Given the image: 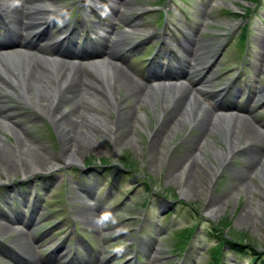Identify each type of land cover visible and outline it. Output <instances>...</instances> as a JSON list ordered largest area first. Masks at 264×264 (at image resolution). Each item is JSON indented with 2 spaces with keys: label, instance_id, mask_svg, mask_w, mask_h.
<instances>
[{
  "label": "rangeland",
  "instance_id": "rangeland-1",
  "mask_svg": "<svg viewBox=\"0 0 264 264\" xmlns=\"http://www.w3.org/2000/svg\"><path fill=\"white\" fill-rule=\"evenodd\" d=\"M106 1L110 7H119L123 13L120 20L104 4L105 0H52L56 9L50 8L53 14L40 28L41 38L29 53L33 55L37 48L48 47L69 28L72 33L67 41L72 45H68V50L73 51L84 39L93 41L94 29L123 51L113 63L128 69L136 81L146 80L155 88L158 99L166 101L170 97L168 89L160 91L163 86L183 84L190 89L199 88L204 93L197 96L198 100L203 106L211 104L216 114L228 106L242 110L243 113L233 115L239 117L232 120L237 130L253 132L256 127L264 133V0ZM108 19L112 24H108ZM245 27L248 34L244 49L238 34ZM4 30L0 35H4ZM116 34H123L125 46L116 40ZM9 35L1 38L4 43L11 42ZM188 36L198 40L200 47L195 50L202 57L198 65H186L195 68L191 79L185 75L180 81L163 78L157 85L155 74H183L178 44H184L183 38ZM157 39L160 42L153 49ZM89 47L88 53H97L96 45ZM172 49L177 53L175 57ZM155 57L161 61L156 67L151 62ZM98 58L110 61L104 53ZM81 63L90 70L86 61ZM8 70L19 84L16 73ZM8 79L2 84L0 103L11 110V117L27 127L23 134L15 128L16 134L6 122L0 125V264H12L9 258L14 264H28L23 254L19 252L20 258L15 254L18 242L14 237L19 230L29 233L27 241L41 243L36 245L40 249L32 251L35 259L54 257L61 248L68 253L45 264H65L73 253L76 252L73 257H80L84 250L93 258L84 263L71 259L68 263L213 264L215 250L223 239L250 247L260 255L259 261L252 262L249 250L238 256L224 246L220 264H264V173L256 176V172L248 170L249 164L241 153L225 163L213 154L215 149L227 150L222 130L212 136L207 134L202 147L194 146L190 140L197 138L196 128L178 118L180 126L171 132L172 126L177 125L173 116L166 124L161 123L160 99L154 108L151 99L124 96L128 91L116 78L112 86L117 87L116 97L122 107L113 108L95 99V107L81 108L83 122L98 115L106 122L100 128L81 129V133L94 131V138L89 139L95 146L91 149L88 144H78L82 148L81 161L65 166L58 160L61 141L49 119L16 97V83ZM97 82L105 88V81ZM5 88L10 95L1 94ZM101 98L108 99L104 95ZM39 103L49 102L42 99ZM61 107L69 110L68 104ZM126 111L124 118L117 117L116 112ZM158 128L160 136L171 138L158 143V137L151 135ZM18 140L30 146L33 153L37 151L46 160H53L52 164H58L48 171L41 164L35 166L42 171L24 178L20 169L26 166L16 165L14 146L18 148ZM193 152L201 153V157L191 174L194 179L189 185L193 195L190 198L182 195L177 178L167 175L174 169L166 165L177 159L188 162ZM29 159L32 165L41 163L36 156ZM7 165L13 171L4 170L9 169ZM243 180L246 183L241 185ZM214 199H219L221 213L211 216ZM165 200L172 203L171 209L160 216L170 207ZM255 206L262 208L257 211ZM15 218L22 219L25 226L13 227L10 221ZM7 227L13 228L4 233ZM185 243L186 250L182 251Z\"/></svg>",
  "mask_w": 264,
  "mask_h": 264
},
{
  "label": "bare ground",
  "instance_id": "bare-ground-1",
  "mask_svg": "<svg viewBox=\"0 0 264 264\" xmlns=\"http://www.w3.org/2000/svg\"><path fill=\"white\" fill-rule=\"evenodd\" d=\"M108 2L109 1L105 0L104 4L110 9L111 13L120 20L121 17H123V13L120 12L119 7H110ZM51 3L52 0H35L33 2H31V0H0V12L7 20L8 32L6 33L10 34L8 37L9 40H11V42L9 41L7 43L5 41V43L3 42V44H0V90L2 84L6 83L4 81L5 78H9V82L14 81V83H16L14 86L19 91L16 97H21L29 105L34 107L39 116H44L49 119L61 141V151L58 160H60L63 165L70 166L71 164L81 161V154H79V151H81L82 148H80L78 144H81V146L82 144H88L91 149L95 146L89 139L94 138V131L90 130L82 132V134L81 129L86 126H90V128H100L99 126H102V124L106 122L105 119L100 120V115L87 117L83 122L79 114L81 108L95 107V99L97 103H104L113 108L122 107L118 103L119 99L116 97L117 87L112 86L115 80L118 79L117 81L123 83L125 89L128 91L124 96L129 97L137 95L142 99H151L153 102L151 104L154 108L156 107L158 97H156L154 93L155 88L149 85L146 80L145 83L136 81L128 73V69L119 66L117 63H113V61L119 60L120 54H122L123 51L118 50L115 43L110 44L105 34L102 32L97 33L94 29H91L95 35L93 41L84 39L83 44L79 45L78 49L76 48L73 51H69L66 48L62 50V40L56 43L54 48L52 46L37 48L36 54H30L29 51L33 49L35 39L41 37L39 33V31H41L40 27L45 25L48 22V18L53 14L50 8H55V6ZM108 24H112L109 19ZM128 27L132 28L131 26ZM122 35L123 34H116L115 37L119 43L125 46ZM65 39L66 38H64V40ZM183 43L184 44H178L181 65L185 68L183 74L175 73L174 76L155 74L154 79L157 85H161L158 83V79H179L182 75L190 78L191 75L194 74L195 68H193L191 64L188 66L186 65L189 62L198 65L202 57L197 54L195 48L200 47V44L198 40H195V37L191 38L190 36H188V38H183ZM68 45H72V42L70 41ZM91 45H96V54L91 55V53H88L86 50V48H91L89 47ZM102 53L108 55L110 61L103 62L98 60L100 59L98 58L99 55ZM81 61L87 62L90 68L89 71L82 65ZM6 66H8V68H6ZM9 68L19 77V84H17L16 79H13L14 77L8 70ZM153 70L154 69H151V71ZM97 80L105 81V88L101 87ZM167 89L171 92L169 99L165 101V98L160 99L159 97L162 105L161 114L159 115V119L162 120L161 123L166 124L168 120H171L169 119L171 116L174 117L176 125L178 118L183 119L182 122L179 121L181 123L188 122V124L192 126V129L196 128L198 131L197 138L193 137L190 143L194 146L198 145L199 147H202V144L207 141L203 142L207 134L212 136L213 132L222 130L225 135L227 150L224 152L215 149L213 154H216L222 159L223 163H225L228 162L230 160L229 158H232L234 154L241 153V155L245 156L244 161L249 164L248 170L254 173L256 172V176L264 173V133L260 132L256 127L253 132L251 131L252 129H243L241 131L235 128L232 120H236L239 117L237 114L236 116L233 115H235V113H243L239 107H223L218 111L219 113L216 114V110L214 111L211 104L203 106L198 100L197 96H202L204 93L202 89H190L187 86L171 84L169 86H163L160 88V91ZM83 90L84 93L82 92ZM1 94L8 96L11 92L8 88H5ZM192 94L193 96H191ZM102 95L107 96V101L101 98ZM42 99H47L49 103L46 105L40 104L39 102H41ZM67 104L69 110L61 107ZM10 111L9 108L4 107L0 103V125L6 122L9 124L8 128L15 131L16 134L15 128L23 134L27 127L26 123L19 121L15 117H11L8 114ZM116 113L118 118H124L125 114H128V111ZM179 126L180 124L177 126L173 125L171 132L178 129ZM159 130L158 128L151 134L153 137H158V143L165 142L171 138L169 135L160 136ZM241 136H243L244 141ZM240 143H243L244 146L240 147ZM17 145L18 148L14 146L17 159L16 165L19 166L23 164V166H26L24 170L20 169L23 171L24 178H26L27 175H32L34 171V173H36V170L42 171L40 170L41 168L35 166H40L41 164V166L46 167L45 170L47 171L48 169H53L55 165L58 164L55 162L52 164L53 160H46L42 155L38 154L37 151L33 153L30 146L24 145L23 141L20 142V140H18ZM194 152L190 154L191 158L188 162L186 159L181 163V160L177 159L171 160V163L169 162L168 165H166L174 169L167 175H174L181 187L182 195L190 198H192L193 195L191 194L192 187L189 185L191 180L194 179L191 178V174H193L194 170L197 168L195 165L196 160H199L201 157V153ZM30 156H36L41 163L38 165L34 163V165H32L29 159ZM7 166L9 169H3L11 171L12 167L10 165ZM202 166L211 171V175L214 176L212 170L203 162ZM245 183V180H243L241 185ZM212 201V208L209 215L216 216L221 213L220 201L219 199H214ZM255 207L257 211L262 208L261 206ZM245 216L247 215L244 214V217ZM10 222L13 227L25 226V222L19 218H15ZM13 227H7L3 232H9ZM27 235H29V233L19 230L15 234L14 240L18 242V248L16 247L18 250L15 252L16 256L19 257L20 253L23 254L28 264H45L55 260L58 261L60 257L64 258V256L68 254L61 248L57 254H54V257L51 255L46 258L35 259L32 255V251L40 249L41 246L36 245H40L41 243L37 242L38 244L34 245L26 240ZM78 257H73L72 260L84 263L87 262L85 260L93 258V255L84 250V252L80 254L79 259ZM150 257L151 255H149V258ZM9 260L14 264L11 258H9Z\"/></svg>",
  "mask_w": 264,
  "mask_h": 264
},
{
  "label": "trees",
  "instance_id": "trees-1",
  "mask_svg": "<svg viewBox=\"0 0 264 264\" xmlns=\"http://www.w3.org/2000/svg\"><path fill=\"white\" fill-rule=\"evenodd\" d=\"M225 245L231 252H234L236 254H241V253H245L246 250H249L247 252V254H250V256L252 257V261H259V253H256L255 251H253L254 249L250 248V247H244L241 246L240 243L236 242V241H227L226 239H223L222 242L220 243V246H218V250H220V248ZM216 251L217 254H219V251ZM258 259V260H257ZM219 259L214 257V262H217Z\"/></svg>",
  "mask_w": 264,
  "mask_h": 264
}]
</instances>
